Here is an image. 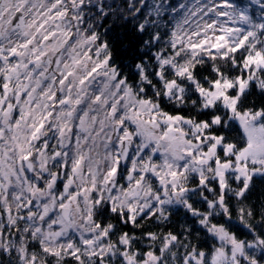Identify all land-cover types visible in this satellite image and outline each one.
I'll return each mask as SVG.
<instances>
[{"label":"snow or ice","instance_id":"snow-or-ice-1","mask_svg":"<svg viewBox=\"0 0 264 264\" xmlns=\"http://www.w3.org/2000/svg\"><path fill=\"white\" fill-rule=\"evenodd\" d=\"M258 181L264 0H0V264H264Z\"/></svg>","mask_w":264,"mask_h":264},{"label":"trees","instance_id":"trees-1","mask_svg":"<svg viewBox=\"0 0 264 264\" xmlns=\"http://www.w3.org/2000/svg\"><path fill=\"white\" fill-rule=\"evenodd\" d=\"M251 199L259 206L261 200L264 199V184H261L259 181L257 182V187L254 190V194ZM174 219L177 221V224L183 222L179 216L174 217ZM237 227H239V225H237Z\"/></svg>","mask_w":264,"mask_h":264}]
</instances>
